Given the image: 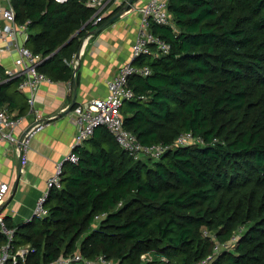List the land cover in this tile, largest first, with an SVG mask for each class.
I'll list each match as a JSON object with an SVG mask.
<instances>
[{
    "label": "trees",
    "instance_id": "1",
    "mask_svg": "<svg viewBox=\"0 0 264 264\" xmlns=\"http://www.w3.org/2000/svg\"><path fill=\"white\" fill-rule=\"evenodd\" d=\"M88 1L13 0L17 23L29 21L25 45L52 81L72 80L67 63L94 29L97 10ZM168 7L171 25L152 32L171 50L134 61L151 74L131 79L137 99L122 107L124 124L144 145H174L188 132L205 144L136 161L99 129L75 151L79 164L65 165L48 216L7 223L14 247H30L24 264L78 251L120 264H196L215 241L237 234L213 264H264V0H170ZM11 84L18 81L0 87V106ZM6 243L0 234V247ZM145 254L153 262H143Z\"/></svg>",
    "mask_w": 264,
    "mask_h": 264
},
{
    "label": "built area",
    "instance_id": "2",
    "mask_svg": "<svg viewBox=\"0 0 264 264\" xmlns=\"http://www.w3.org/2000/svg\"><path fill=\"white\" fill-rule=\"evenodd\" d=\"M68 0H56L57 3H63ZM123 3L127 1L118 0ZM111 0H89L88 5L97 10L93 24H99L104 21L106 8L110 6ZM170 0H148L144 5L135 8V11L140 15L138 23V32L135 43L132 47V61L122 65L119 68L117 75L113 80L108 82L107 97L92 99L79 105H76L73 112V120L77 129L74 142L72 144V152L65 158L64 162L78 165L79 155L75 152L78 148L94 137L99 128H106L116 142L123 148V150L134 160L141 159H160L167 151L174 148L188 146L192 144H205L202 137H196L193 133H183L175 142L174 145L164 144H149L144 145L139 142L137 136L130 132L124 124V117L122 115V107L125 103L137 99V94L131 87L130 82L133 77L140 76L147 78L151 74V68L147 66H139L134 61L140 58L159 59L168 54L171 46L165 41H161L152 32L153 25H171L170 24ZM134 5V4H133ZM133 5L131 9H133ZM129 10V11H130ZM126 13V12H125ZM0 19L4 24L0 25V55L10 51H16L18 57L15 59L16 70L0 71V85L11 78L20 79L19 89L24 92H29V104L34 108L37 100V92L39 88L46 82H52L46 74L39 71L41 58L35 55L32 50L20 43L21 36L28 37V24L17 23V13L14 10L13 0H0ZM89 33L88 37L82 39V45L78 53L68 64L78 70L80 64V56L85 47L87 40L92 37ZM78 55V57H77ZM33 111V110H32ZM22 124V120L15 118L9 114L6 109L0 108V142L9 144L11 147L17 148L21 160V173L24 174L26 163L28 162V154L30 151L31 139L45 127L43 123L30 127L25 130L22 137L16 134V129ZM22 138V141L20 139ZM64 162L57 166L55 173L48 179L47 192L41 195L37 201L34 209V218L43 219L47 217L48 211L46 208L48 197L51 191L62 187ZM10 193V186L6 183L0 186V207L6 201V197ZM104 216V215H103ZM97 217V221L103 217ZM33 218V219H34ZM32 219V221H33ZM0 234L4 235L7 243L0 248V264H24L28 254L31 252L30 247H14L15 229L10 228L5 220V217L0 214ZM205 235H209L205 232ZM238 234L234 236L229 242L219 244L215 240V248L212 254L204 258V260L196 264H213L214 259L224 250L231 249L238 239ZM154 256L145 254L141 260L143 262H153ZM161 262H167L166 258L161 257ZM49 264H120V261L112 260L104 255L95 258H88L78 251L75 253L61 256Z\"/></svg>",
    "mask_w": 264,
    "mask_h": 264
},
{
    "label": "crops",
    "instance_id": "3",
    "mask_svg": "<svg viewBox=\"0 0 264 264\" xmlns=\"http://www.w3.org/2000/svg\"><path fill=\"white\" fill-rule=\"evenodd\" d=\"M111 1L110 6L106 8L104 22L95 24L91 33L118 13L111 15L112 12L120 9L121 2ZM147 1L135 2L132 10L115 19L100 33L89 37L86 42L87 46L79 58L78 70L75 71L67 63L72 69V80L43 84L37 92V100L33 109L29 104V92L19 89L20 79L11 78L0 85L1 87L12 81H18V84L7 86L8 100L0 106L15 118L22 120V124L15 130L18 136L22 137L25 130L38 123L45 125L42 131L31 139L24 174L21 173L22 165L17 148L0 142V186L4 183L10 186V193L0 207V214L5 217L8 225L17 228L32 222L37 201L47 192L48 179L73 150L72 144L77 132L73 112L64 113L73 101L75 82L78 85L76 105L92 99L106 98L108 82L113 80L122 65L133 60L132 47L137 37L140 21V15L135 8L144 5ZM3 24L4 22L0 19V25ZM27 40L28 37L25 36L19 38L23 45ZM0 45H2L1 42ZM17 57L16 51L1 54L0 69L3 71L16 70L15 59ZM42 63L40 60V65ZM65 162L64 166L69 164ZM18 178V188L12 196L13 187Z\"/></svg>",
    "mask_w": 264,
    "mask_h": 264
},
{
    "label": "water",
    "instance_id": "4",
    "mask_svg": "<svg viewBox=\"0 0 264 264\" xmlns=\"http://www.w3.org/2000/svg\"><path fill=\"white\" fill-rule=\"evenodd\" d=\"M136 0H128V2L123 6V9L118 12L116 15H114L113 17H111L110 20H108L106 23H104L103 25H101L100 27H98L95 32L92 33V35H96L98 33H100L101 31H103L106 27H108V25L112 24V22L119 18L120 16H122L125 12H128L130 9H131V6L135 3ZM78 55H79V52H78ZM77 55V57H78ZM77 82H75V85H74V98H73V101L71 103V105L68 107V109L65 111L64 114H68L70 113V111H72V109L75 107L76 105V100H77ZM23 138V137H22ZM22 138L20 139V141H22ZM19 178L15 181V184H14V187H13V194L12 196L14 195V193L16 192L17 188H18V184H19Z\"/></svg>",
    "mask_w": 264,
    "mask_h": 264
}]
</instances>
